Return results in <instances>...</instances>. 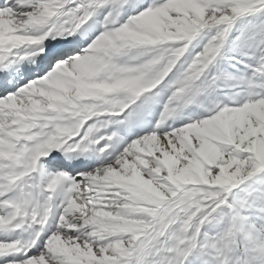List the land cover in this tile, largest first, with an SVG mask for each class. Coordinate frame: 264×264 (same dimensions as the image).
<instances>
[{
  "label": "snow or ice",
  "instance_id": "obj_1",
  "mask_svg": "<svg viewBox=\"0 0 264 264\" xmlns=\"http://www.w3.org/2000/svg\"><path fill=\"white\" fill-rule=\"evenodd\" d=\"M0 264H264V0H0Z\"/></svg>",
  "mask_w": 264,
  "mask_h": 264
}]
</instances>
